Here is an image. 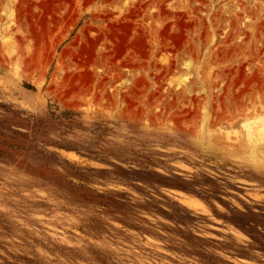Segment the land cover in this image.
Here are the masks:
<instances>
[{
	"label": "rangeland",
	"instance_id": "obj_1",
	"mask_svg": "<svg viewBox=\"0 0 264 264\" xmlns=\"http://www.w3.org/2000/svg\"><path fill=\"white\" fill-rule=\"evenodd\" d=\"M263 7L0 0V264H264Z\"/></svg>",
	"mask_w": 264,
	"mask_h": 264
},
{
	"label": "bare ground",
	"instance_id": "obj_2",
	"mask_svg": "<svg viewBox=\"0 0 264 264\" xmlns=\"http://www.w3.org/2000/svg\"><path fill=\"white\" fill-rule=\"evenodd\" d=\"M246 2V1H245ZM257 2V1H256ZM227 4V3H226ZM228 4H230V3H228ZM243 4V3H242ZM214 5V4H213ZM217 5V4H216ZM257 5V4H256ZM215 6V5H214ZM238 6V5H237ZM241 6V5H240ZM225 7H227V6H225ZM257 7V6H256ZM253 8V7H252ZM262 8V7H261ZM264 8V7H263ZM258 9V8H257ZM219 10V9H218ZM258 11H259V9H258ZM257 11V12H258ZM252 12V11H251ZM250 12V13H251ZM238 13V12H237ZM240 14V13H239ZM247 14V13H246ZM233 15V14H232ZM235 15H236V13H235ZM237 16H239L238 14H237ZM240 16H241V14H240ZM247 16V15H246ZM255 17V16H254ZM240 18V17H239ZM248 18V17H247ZM263 18V17H262ZM234 19V18H233ZM236 19V18H235ZM249 20V19H248ZM260 20V19H259ZM233 21V20H232ZM235 22V21H234ZM245 22H247V21H245ZM261 22V21H260ZM230 23V22H229ZM236 23V22H235ZM232 24V23H231ZM258 24H260V23H258ZM215 26V25H214ZM230 27H232V26H230ZM236 28H237V26H236ZM235 28V29H236ZM258 28V27H257ZM256 28V29H257ZM224 29V28H223ZM256 29H255V31H256ZM263 29V28H262ZM229 30V29H228ZM240 30V29H239ZM217 31V30H216ZM235 31V30H234ZM240 32V31H239ZM238 32V33H239ZM247 32V31H246ZM257 32V31H256ZM236 32H234V34H235ZM225 34V33H224ZM248 34V33H247ZM228 35H230V34H228ZM232 36V35H231ZM248 36V35H247ZM223 38V37H222ZM227 39H228V37H227ZM233 39V38H232ZM243 40H245V39H243ZM230 41V40H229ZM236 41V40H235ZM241 41V40H240ZM247 41V40H246ZM237 42V41H236ZM214 44H216V43H214ZM233 44H236V43H233ZM264 45V44H263ZM232 46H234V45H232ZM236 46V45H235ZM234 46V47H235ZM242 46H244V45H242ZM240 47H241V45H240ZM250 47V46H249ZM250 51V50H249ZM262 52V51H261ZM249 53H251V52H249ZM254 53V52H253ZM250 55V54H249ZM263 55V54H262ZM261 56V55H260ZM257 58V57H256ZM184 202L185 203H187V204H189V205H195L196 203H195V201L194 200H191V199H185L184 200Z\"/></svg>",
	"mask_w": 264,
	"mask_h": 264
}]
</instances>
